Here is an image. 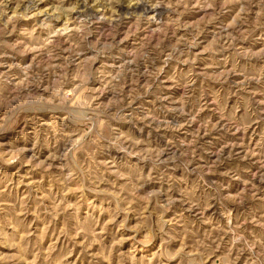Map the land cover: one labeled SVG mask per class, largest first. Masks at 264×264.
<instances>
[{
    "label": "rangeland",
    "instance_id": "1",
    "mask_svg": "<svg viewBox=\"0 0 264 264\" xmlns=\"http://www.w3.org/2000/svg\"><path fill=\"white\" fill-rule=\"evenodd\" d=\"M0 264H264V0H0Z\"/></svg>",
    "mask_w": 264,
    "mask_h": 264
},
{
    "label": "bare ground",
    "instance_id": "2",
    "mask_svg": "<svg viewBox=\"0 0 264 264\" xmlns=\"http://www.w3.org/2000/svg\"><path fill=\"white\" fill-rule=\"evenodd\" d=\"M82 6L85 8V9H83L84 11V14L86 13H91V11H90V8H92V7H88L84 2H82Z\"/></svg>",
    "mask_w": 264,
    "mask_h": 264
}]
</instances>
